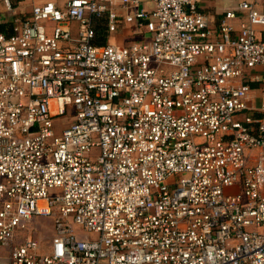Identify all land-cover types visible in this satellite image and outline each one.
Returning <instances> with one entry per match:
<instances>
[{"label":"built area","instance_id":"2783aa9c","mask_svg":"<svg viewBox=\"0 0 264 264\" xmlns=\"http://www.w3.org/2000/svg\"><path fill=\"white\" fill-rule=\"evenodd\" d=\"M145 2L0 0V264H264V13Z\"/></svg>","mask_w":264,"mask_h":264},{"label":"crops","instance_id":"0c3cea01","mask_svg":"<svg viewBox=\"0 0 264 264\" xmlns=\"http://www.w3.org/2000/svg\"><path fill=\"white\" fill-rule=\"evenodd\" d=\"M20 1V4L17 3ZM38 1V0H33ZM32 0H14L15 5V11L21 12V11H29L28 9L31 7ZM243 0H196V4L198 9L201 12H204L209 19V24L217 30L218 24L224 15V13L228 10H234L235 11V17L230 20V23L233 25L235 29H237L239 23L245 20V12L238 9L237 5ZM254 4L255 8L259 12L264 13V0H246ZM153 3L152 0H146L144 3V7L147 9H150L152 7ZM10 15L3 14L0 12V21L2 20H9ZM3 24V23H0ZM129 28L127 26H123L120 33L113 35L111 40L112 42L114 40H117L115 42L119 41V38L121 40L128 39L129 37ZM237 34V31H233L232 35L235 36ZM257 37L264 40V27L257 30ZM116 38V39H115ZM120 40V41H121ZM119 43V42H118ZM122 44V43H120ZM264 81V65H257L255 67L249 68L245 71L244 77L239 79L240 82L248 83L251 90L249 93V112L253 113L258 106L259 102V87L261 85V82ZM256 113V112H254Z\"/></svg>","mask_w":264,"mask_h":264},{"label":"rangeland","instance_id":"374dc122","mask_svg":"<svg viewBox=\"0 0 264 264\" xmlns=\"http://www.w3.org/2000/svg\"><path fill=\"white\" fill-rule=\"evenodd\" d=\"M30 10V8L28 9ZM116 35V34H115ZM116 39V38H115ZM119 38V43H127L129 38L121 40ZM117 40H114V42ZM117 42V43H118ZM57 125H61L59 121H57ZM52 219L51 218H38L35 219L29 228V234H32L35 232L37 238L40 240L41 243L47 241L50 236L52 235ZM37 228V229H36Z\"/></svg>","mask_w":264,"mask_h":264},{"label":"trees","instance_id":"16d2710c","mask_svg":"<svg viewBox=\"0 0 264 264\" xmlns=\"http://www.w3.org/2000/svg\"><path fill=\"white\" fill-rule=\"evenodd\" d=\"M10 25L8 24H0V31H7L9 30ZM96 34H97V39L96 42L98 44H103L106 42V37H105V32L103 26H97L96 27Z\"/></svg>","mask_w":264,"mask_h":264}]
</instances>
